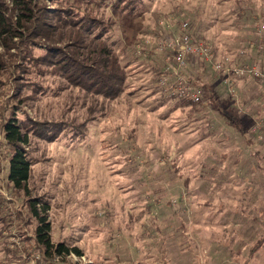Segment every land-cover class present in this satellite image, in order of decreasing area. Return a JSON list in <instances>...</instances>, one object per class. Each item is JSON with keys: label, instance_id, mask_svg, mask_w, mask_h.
Wrapping results in <instances>:
<instances>
[{"label": "rangeland", "instance_id": "1", "mask_svg": "<svg viewBox=\"0 0 264 264\" xmlns=\"http://www.w3.org/2000/svg\"><path fill=\"white\" fill-rule=\"evenodd\" d=\"M112 1L88 10L113 26L106 40L126 74L116 98L55 72L59 53L71 50L63 28L57 45L32 38L30 59L18 60L16 45L0 47V124L7 110L23 122L33 164L27 196L9 182L0 128V264H264V246L253 245L258 222L236 242L232 213L233 190L264 185V88L236 80L230 94L197 59L184 74L213 86L215 104L208 93L200 104L173 101L160 83L174 62L166 42L185 23L219 55L264 68V0H136L132 13L112 11ZM0 2L12 11V0ZM237 50L256 57L232 56ZM29 198L51 204L53 242L82 256L42 257Z\"/></svg>", "mask_w": 264, "mask_h": 264}, {"label": "trees", "instance_id": "2", "mask_svg": "<svg viewBox=\"0 0 264 264\" xmlns=\"http://www.w3.org/2000/svg\"><path fill=\"white\" fill-rule=\"evenodd\" d=\"M135 1L114 0L110 2L111 9L114 12L132 13L136 7ZM106 3L107 0H12L10 12V5L0 2V47L3 42L16 45L21 51L18 60H25L32 54V38L48 41L47 45H57L55 40L59 37L56 33L63 28L60 35L70 39L71 50L69 53H59L61 57L55 62V72L88 92L116 98L124 90L126 74L113 45L106 40V36L113 32V26L100 22L98 17L90 13H95L97 8ZM54 6L60 8H51ZM82 6L87 10L90 8L88 15H84L86 11L80 9ZM2 64L0 58V79L3 77ZM212 87L205 84L204 95H212L215 104L217 99ZM0 128L9 151V182L13 189L24 191L29 196L33 164L26 147L30 144V132L10 110L4 112ZM28 207L35 221L34 244L45 260L54 262L56 258L65 259L72 254L83 255L78 247L53 242L49 218L51 204L48 201L29 198Z\"/></svg>", "mask_w": 264, "mask_h": 264}, {"label": "built area", "instance_id": "3", "mask_svg": "<svg viewBox=\"0 0 264 264\" xmlns=\"http://www.w3.org/2000/svg\"><path fill=\"white\" fill-rule=\"evenodd\" d=\"M183 29L184 33L173 36L166 42L167 50L174 53V62L169 63L160 79L161 84L172 90L170 95L175 97L173 101L185 100L199 103L203 100V85L188 80L186 73L184 74L192 59L205 61L213 72L221 76L230 94L234 95L236 92L234 87L236 80L257 81L264 88V68L258 63H238L227 55L221 56L208 43L197 41L190 32L188 23L184 24ZM263 35L264 24H261L260 27L258 26V36ZM253 48L255 47L251 49ZM244 53V51L241 52V54Z\"/></svg>", "mask_w": 264, "mask_h": 264}, {"label": "crops", "instance_id": "4", "mask_svg": "<svg viewBox=\"0 0 264 264\" xmlns=\"http://www.w3.org/2000/svg\"><path fill=\"white\" fill-rule=\"evenodd\" d=\"M241 51L237 50V51L232 52L231 54H232V56L233 55L234 56L239 55L240 57H247V58H250V55H251L252 59H254L256 57L255 52H253V54H251V52H249L248 55L244 56L245 53L241 54ZM259 57L261 58L262 55H260ZM246 62H249V60ZM252 63H255V62H252ZM240 82H242V81H240ZM246 82H251V81L246 80ZM257 84H259V83H257ZM259 86L263 87L261 84H259ZM253 176L254 177H261L260 174H256V173H254ZM259 188L260 187H258L256 189H253V188L250 189V188L246 187L245 189H243V188L237 187V190H233L232 193L233 192L236 193V201H234L232 203V206H233L232 213H233V222L235 223L234 227H236V229L238 231L236 242L238 239H242L244 236L243 232L239 233L240 229L242 230L243 227L246 226V228L248 229V233H247V237H248V235L250 233L254 232L252 229V222H254V223L258 222L259 225L255 229V231L258 228H261L262 231H261V233L256 232L255 234L261 235V236L255 241V243L253 245L263 247L264 246V185L261 186V189H259ZM253 240H254V236L252 235L251 241H253ZM247 242H249V241H247ZM251 249L252 248H250L249 250L251 251ZM257 254L254 256V261L258 260ZM263 254H264V252H263Z\"/></svg>", "mask_w": 264, "mask_h": 264}]
</instances>
